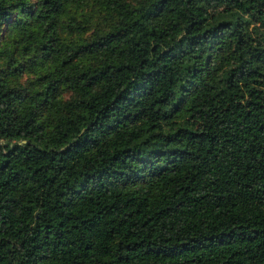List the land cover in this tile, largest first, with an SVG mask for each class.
<instances>
[{
	"label": "trees",
	"instance_id": "trees-1",
	"mask_svg": "<svg viewBox=\"0 0 264 264\" xmlns=\"http://www.w3.org/2000/svg\"><path fill=\"white\" fill-rule=\"evenodd\" d=\"M0 264H264V0H0Z\"/></svg>",
	"mask_w": 264,
	"mask_h": 264
},
{
	"label": "rangeland",
	"instance_id": "rangeland-1",
	"mask_svg": "<svg viewBox=\"0 0 264 264\" xmlns=\"http://www.w3.org/2000/svg\"><path fill=\"white\" fill-rule=\"evenodd\" d=\"M31 76H32V74H29L27 72H24L22 74V76L20 77V79L24 82V81L28 80Z\"/></svg>",
	"mask_w": 264,
	"mask_h": 264
}]
</instances>
